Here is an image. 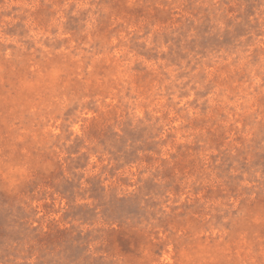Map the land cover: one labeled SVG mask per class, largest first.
I'll return each instance as SVG.
<instances>
[{
    "label": "rangeland",
    "instance_id": "rangeland-1",
    "mask_svg": "<svg viewBox=\"0 0 264 264\" xmlns=\"http://www.w3.org/2000/svg\"><path fill=\"white\" fill-rule=\"evenodd\" d=\"M0 264H264V0H0Z\"/></svg>",
    "mask_w": 264,
    "mask_h": 264
}]
</instances>
